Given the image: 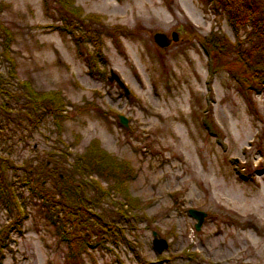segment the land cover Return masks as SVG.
I'll list each match as a JSON object with an SVG mask.
<instances>
[{"label":"rangeland","instance_id":"374dc122","mask_svg":"<svg viewBox=\"0 0 264 264\" xmlns=\"http://www.w3.org/2000/svg\"><path fill=\"white\" fill-rule=\"evenodd\" d=\"M67 5L0 0V159L22 201L0 199V264H264V53L248 21L226 0ZM156 32L178 40L160 47ZM32 92L58 93L62 111L33 110ZM91 150L119 178L80 174ZM26 170L48 188L54 175L86 184L113 226L72 218L73 231ZM189 209L205 212L198 230Z\"/></svg>","mask_w":264,"mask_h":264},{"label":"trees","instance_id":"16d2710c","mask_svg":"<svg viewBox=\"0 0 264 264\" xmlns=\"http://www.w3.org/2000/svg\"><path fill=\"white\" fill-rule=\"evenodd\" d=\"M58 1L65 5L64 9H69L67 4H71V0ZM226 2L230 12L229 14H231L230 18L234 19L235 23L241 22L242 19L248 21V25L251 28V31L247 33V38H249L250 40V47L256 49V47L260 44L261 53H264V11L259 12V15L255 14L258 11V6L255 4L254 0H244V2L238 0H226ZM237 6H239L244 12V15H242V17H240L239 13H237L239 9V7ZM0 34H2L3 36L5 35L6 40L11 36L8 29L1 23ZM249 72L253 74L252 67H250ZM255 72L262 78L264 72L258 64H256L255 66ZM3 82V77L0 73V94H7L8 90H6ZM34 93L35 92H32V95L27 100V104H29V106H31L33 110H37L40 107H46L45 109L53 115H57L62 111L60 104L58 103L59 100H61L58 93L52 92L48 95H35ZM79 160L83 162V164L80 163L77 168L79 171H81L80 174H91L92 172L97 171L105 173L107 177L113 176L115 178H119L121 172L118 171L120 168L119 165L115 164L114 162H110L112 159L104 152L102 153V151L97 152L95 150H91V152L82 155ZM6 166V160L0 159V199L4 203H7V206L8 204L11 206L13 202L20 203L22 201L19 200L20 195L15 194L13 184L11 182L9 183L5 178ZM26 174L30 175L29 178L32 177V182L39 187V199L46 204L49 203L53 207L59 206V212L63 217H70L71 221L72 218L74 220H80V224L82 223L84 225L83 228L86 229L92 226L91 224H89V222H97L105 226H113L111 223H103L99 213H96V211H92V208H94L93 206H95L94 202L95 200L98 201V198L95 197L94 199H91L90 197H85V195L82 194L86 184L80 182L74 183L73 178L68 175L64 178H60V176L57 178L54 175L53 178H55L56 181L51 182L52 187L48 188L45 187L42 181L38 182L37 178L35 177L37 175L36 171L35 173H33L31 170H26ZM94 189L96 190V192L100 191L97 185ZM102 193L106 194L105 191H102ZM54 197H56L57 199H54ZM48 206L49 205H47V207ZM74 228H78V226L74 225L72 221L71 229L74 231ZM97 234H100V232H98Z\"/></svg>","mask_w":264,"mask_h":264},{"label":"water","instance_id":"95a60500","mask_svg":"<svg viewBox=\"0 0 264 264\" xmlns=\"http://www.w3.org/2000/svg\"><path fill=\"white\" fill-rule=\"evenodd\" d=\"M153 39L156 44H158L160 47H166L168 46L172 41H177L178 40V34L176 32H173L171 34V37H169L166 33L164 32H156L153 35ZM110 80H114L120 87L124 88L125 91H127V88L123 84V82L120 80L117 74L114 72H111L110 75ZM119 120L123 125H126L127 121L126 118L123 116H119ZM189 214L196 219L195 223V229H200L201 224L203 222L205 212L199 211L196 209H189L188 210ZM154 239H153V245L157 252H161L165 247H167V242L164 239H159L156 237V232L153 233Z\"/></svg>","mask_w":264,"mask_h":264}]
</instances>
